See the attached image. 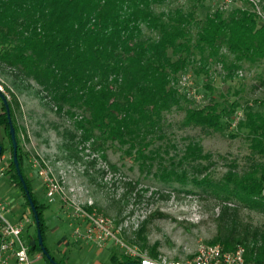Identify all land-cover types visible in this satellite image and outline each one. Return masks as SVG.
I'll return each instance as SVG.
<instances>
[{
    "label": "trees",
    "instance_id": "obj_1",
    "mask_svg": "<svg viewBox=\"0 0 264 264\" xmlns=\"http://www.w3.org/2000/svg\"><path fill=\"white\" fill-rule=\"evenodd\" d=\"M205 1L0 0V66L33 80L58 113L73 119L76 146L117 144L140 169L150 172L156 164L153 173L159 181L201 187L218 202L216 234L208 243L224 249L242 244L246 261L264 264V225L243 215V210L264 215V114L246 108L237 124L248 142L246 161L242 166L232 161L217 180L209 173L189 176V169L201 173V160L210 159L197 141L171 155L166 144L155 145L165 136V114L172 109L183 111L184 126L205 131L222 132L231 121L237 102L211 96L196 106L178 91V78L190 66L196 74H206L219 65L223 77L232 78L243 63L264 62V22L254 0H238L240 5L228 11L203 12ZM3 109L0 128L12 150ZM9 114L13 125L10 106ZM0 145L1 156L5 146ZM17 161L20 170V153ZM9 167L11 181L30 209L12 157ZM21 175L31 197L29 180ZM124 185L119 201L133 189L130 181ZM31 199L42 236L43 205ZM153 216L148 214L140 227ZM31 240L35 244L28 245L29 253L37 247V236ZM129 262L138 259L112 254L108 264Z\"/></svg>",
    "mask_w": 264,
    "mask_h": 264
},
{
    "label": "rangeland",
    "instance_id": "obj_2",
    "mask_svg": "<svg viewBox=\"0 0 264 264\" xmlns=\"http://www.w3.org/2000/svg\"><path fill=\"white\" fill-rule=\"evenodd\" d=\"M254 2L264 22V0ZM239 5L238 0H206L203 12L216 8L228 11ZM181 75L189 76V88L201 96L200 103L192 99L196 106L204 105L212 96L227 104L237 102L235 111L242 114L246 108L264 114L263 61L243 63L232 78H224L219 65L211 66L206 74H196L190 66ZM0 93L6 98L8 108L11 107L16 153L23 158L21 173L29 180L31 197L43 205L42 246L54 261L108 264L112 254H124V248L112 241L98 246L84 238L88 223L83 217L85 214L103 217L118 230L117 237L124 244L135 246L143 255L155 259L188 256L198 243L208 242L216 234L214 217L218 202L201 187L159 181L153 173L156 164L150 172L140 169L137 162L122 154L124 147L117 144L106 142L104 149H96L89 143L76 146L79 133L73 127V119L58 113L49 100L43 98L41 87L33 80L16 77L14 71L3 66H0ZM1 111L4 109L0 100ZM182 118V110L172 109L166 113L165 136L157 139L155 145L166 144L171 155L180 152L190 140L197 141L210 159L201 160L205 165L201 173L189 169V176L209 173L217 180L232 161L238 166L244 165L248 142L242 130L232 126L231 121L224 131L212 132L184 126ZM73 135L75 138L71 140L69 136ZM0 141L5 146L1 160L4 173L0 174V199L11 211L7 214L9 221L15 217L30 219L23 233L24 240L28 241L30 236H37V224L20 187L9 176L12 150L3 128H0ZM110 163L115 165L114 168ZM46 177L55 180L59 186L58 192L51 197L46 195ZM128 181L133 189L119 201L125 190L124 183ZM150 213L154 216L140 227ZM243 215L253 224L264 225V215L259 212L243 210ZM39 247L37 244L29 253L31 263L49 264Z\"/></svg>",
    "mask_w": 264,
    "mask_h": 264
},
{
    "label": "built area",
    "instance_id": "obj_3",
    "mask_svg": "<svg viewBox=\"0 0 264 264\" xmlns=\"http://www.w3.org/2000/svg\"><path fill=\"white\" fill-rule=\"evenodd\" d=\"M188 78V75L179 76L176 87L187 98L200 103L201 96L194 94L195 90L189 88L190 80ZM242 119H244V114L241 111H235L232 116V126H237ZM2 159L3 156L1 155L0 174L4 173ZM45 185L46 195L49 197L59 190L57 182L51 178H45ZM262 194H264V190ZM10 212L8 204L0 199V264H9V262L13 264H32L28 251V241L23 238L25 225L30 222V219L15 217L13 221H9L7 214ZM83 217L88 221L84 238L90 239L98 246L106 245L109 241H112L124 248V254L137 258L139 264H262L246 261L244 256L245 246L242 244H238L231 249H224L219 243L208 242L198 243L188 256L150 258L143 255L135 246L124 244L117 237L118 230L113 228L103 217L94 214H85ZM38 257L40 256L38 255Z\"/></svg>",
    "mask_w": 264,
    "mask_h": 264
},
{
    "label": "water",
    "instance_id": "obj_4",
    "mask_svg": "<svg viewBox=\"0 0 264 264\" xmlns=\"http://www.w3.org/2000/svg\"><path fill=\"white\" fill-rule=\"evenodd\" d=\"M0 98L2 100V103H3L4 107H5L6 116H7V120H8V124H9V135H10V141H11V146H12V161L14 163L18 178H19V180H20V182L22 184V187L24 189V192L26 194V198H27V201L29 203L30 210H31V212L33 214V218H34L36 224H38V215L36 213L33 201H32V199L30 197V194H29V192H28V190L26 188L25 182H24V180L22 178V175L20 173L19 166H18L17 153H16L17 152V141H16V137H15V131H14L11 119H10V115H9L8 104H7L6 98L1 93H0ZM1 148L2 147L0 145V153H1ZM36 243L40 246L41 252L46 256V258L50 261L51 264H59L56 261H54L47 254L45 248L42 246V237H41L40 231L38 229H37V241H36ZM28 244L29 245H34L35 241L31 240ZM124 264H139V263H130L129 262V263H124Z\"/></svg>",
    "mask_w": 264,
    "mask_h": 264
},
{
    "label": "flooded vegetation",
    "instance_id": "obj_5",
    "mask_svg": "<svg viewBox=\"0 0 264 264\" xmlns=\"http://www.w3.org/2000/svg\"><path fill=\"white\" fill-rule=\"evenodd\" d=\"M0 100H1V98H0ZM2 106H4V105H3L2 100H1V107H2ZM4 108H5V107H4Z\"/></svg>",
    "mask_w": 264,
    "mask_h": 264
}]
</instances>
